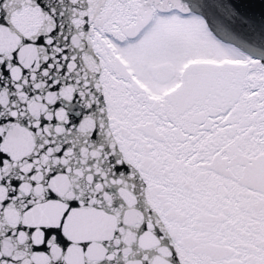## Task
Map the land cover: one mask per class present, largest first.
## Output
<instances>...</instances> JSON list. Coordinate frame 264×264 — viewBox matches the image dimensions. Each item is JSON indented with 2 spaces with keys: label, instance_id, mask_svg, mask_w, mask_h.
<instances>
[{
  "label": "snow or ice",
  "instance_id": "obj_1",
  "mask_svg": "<svg viewBox=\"0 0 264 264\" xmlns=\"http://www.w3.org/2000/svg\"><path fill=\"white\" fill-rule=\"evenodd\" d=\"M0 264H264V0H0Z\"/></svg>",
  "mask_w": 264,
  "mask_h": 264
}]
</instances>
